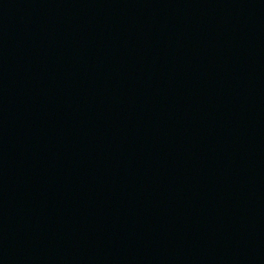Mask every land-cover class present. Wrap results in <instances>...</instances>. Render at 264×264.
I'll return each instance as SVG.
<instances>
[{
	"label": "water",
	"instance_id": "obj_1",
	"mask_svg": "<svg viewBox=\"0 0 264 264\" xmlns=\"http://www.w3.org/2000/svg\"><path fill=\"white\" fill-rule=\"evenodd\" d=\"M0 264H264V0H0Z\"/></svg>",
	"mask_w": 264,
	"mask_h": 264
}]
</instances>
